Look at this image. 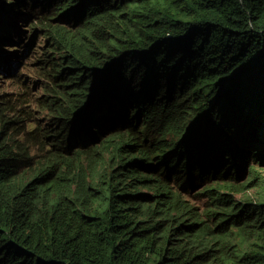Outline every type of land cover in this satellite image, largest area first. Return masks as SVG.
I'll list each match as a JSON object with an SVG mask.
<instances>
[{
	"label": "trees",
	"instance_id": "trees-1",
	"mask_svg": "<svg viewBox=\"0 0 264 264\" xmlns=\"http://www.w3.org/2000/svg\"><path fill=\"white\" fill-rule=\"evenodd\" d=\"M13 12L44 40L36 106L85 122L31 156L12 118L34 80L1 97L0 264H264V0H0V26ZM255 184L217 256L184 195Z\"/></svg>",
	"mask_w": 264,
	"mask_h": 264
},
{
	"label": "clouds",
	"instance_id": "clouds-1",
	"mask_svg": "<svg viewBox=\"0 0 264 264\" xmlns=\"http://www.w3.org/2000/svg\"><path fill=\"white\" fill-rule=\"evenodd\" d=\"M23 26V19L14 12L10 19L0 26V77H6L11 79V81L15 80L12 96L6 97L4 91L1 92L2 94H0V96H4L5 100L12 101L15 97V93L21 87L20 85H17L18 81L26 82L28 79L34 80V83H32L29 88L30 93L27 92L28 95L25 101L18 104L17 109L19 110V113L14 115L12 120L19 121L16 127L19 144L22 145L31 156H40L44 152L43 148H41V142H45L43 139L54 135L59 129L65 131L70 128L71 132L75 135L79 130L78 126L85 121L80 116L78 109L67 102L53 104L44 100L43 108H38L36 106L37 100L42 98V96L39 95V88L35 83L37 74L35 73L34 77H30L29 75H24L22 77L19 73V69L23 64L22 61L27 58L32 48L39 42L40 36L39 33L36 34L33 30L30 31L28 29H23ZM21 30H23L24 33H21ZM43 42L44 40L42 38V44L39 47L37 54L39 53L40 48L43 47ZM10 71L14 74V79L9 75ZM16 77L18 80H16ZM36 88L37 90H35ZM29 94L35 95V97L32 101V107L29 111L25 112L22 109V105L27 103ZM12 120L8 122L10 127L14 126ZM187 135V131L182 130V133L178 136L169 134V138L174 142ZM189 139L190 137H186L185 141H188ZM88 146L91 145L86 143L82 147L85 148ZM46 149L44 148V150ZM37 167L38 166H36V168ZM244 180L245 175L238 180V183H241ZM256 185L257 184L253 185L244 193L224 191L223 193L227 194V197L223 201H217L212 204H206L194 200L192 194L184 195L188 201L195 205L198 228L205 233L208 243L216 255V250L220 245V235L222 233H225L226 235L230 233V227L223 221L222 217L226 204L237 202V206L243 207L245 214L249 213L251 205L248 202L251 201L257 203L256 197L258 188ZM241 217H244V215ZM239 223H243L242 218Z\"/></svg>",
	"mask_w": 264,
	"mask_h": 264
},
{
	"label": "rangeland",
	"instance_id": "rangeland-1",
	"mask_svg": "<svg viewBox=\"0 0 264 264\" xmlns=\"http://www.w3.org/2000/svg\"><path fill=\"white\" fill-rule=\"evenodd\" d=\"M33 28H34L33 25L23 26V29H26V30L28 29L30 31H32ZM39 36H40L39 42L32 48L27 58L22 61L23 64L21 68L19 69V73L22 75V77L24 75H29L30 77H34L35 73L37 72V68H38V63L36 62L37 51L42 44V38H41L40 33H39ZM13 87H14V81H11V79H8L6 77H0V94H2L1 92L4 91V94L6 95V97H11L12 92H13ZM35 90H37V88ZM34 97L35 95L29 94L27 103L22 105V109L25 112L29 111V109L32 107V101ZM0 99H1V96H0Z\"/></svg>",
	"mask_w": 264,
	"mask_h": 264
}]
</instances>
